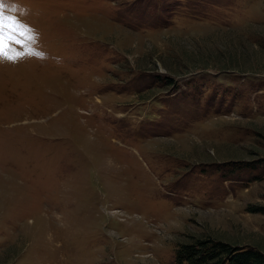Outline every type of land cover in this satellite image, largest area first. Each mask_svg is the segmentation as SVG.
Wrapping results in <instances>:
<instances>
[{"label":"rangeland","instance_id":"obj_1","mask_svg":"<svg viewBox=\"0 0 264 264\" xmlns=\"http://www.w3.org/2000/svg\"><path fill=\"white\" fill-rule=\"evenodd\" d=\"M3 2L46 58L0 63V264L264 251V0Z\"/></svg>","mask_w":264,"mask_h":264},{"label":"trees","instance_id":"obj_2","mask_svg":"<svg viewBox=\"0 0 264 264\" xmlns=\"http://www.w3.org/2000/svg\"><path fill=\"white\" fill-rule=\"evenodd\" d=\"M178 264H264V251L215 239L195 238L176 251Z\"/></svg>","mask_w":264,"mask_h":264},{"label":"clouds","instance_id":"obj_3","mask_svg":"<svg viewBox=\"0 0 264 264\" xmlns=\"http://www.w3.org/2000/svg\"><path fill=\"white\" fill-rule=\"evenodd\" d=\"M18 10L21 13H26L25 9H18V6L14 4L6 5L3 0H0V17L3 18L2 20H0V23H3L10 32H17L18 27L26 28L30 30V33L34 37V39L27 40L25 43H16L14 41L16 45L21 46V48L19 49L11 46V44L8 42L0 40V63H3L5 61L15 63L26 57H36L38 59L46 58V53L39 50L38 47L39 33L32 26L18 19ZM20 38L24 39V37L22 36Z\"/></svg>","mask_w":264,"mask_h":264},{"label":"snow or ice","instance_id":"obj_4","mask_svg":"<svg viewBox=\"0 0 264 264\" xmlns=\"http://www.w3.org/2000/svg\"><path fill=\"white\" fill-rule=\"evenodd\" d=\"M2 19L3 18L0 17V20ZM21 36L24 37V39H21ZM32 39H34V37L31 35L30 30L18 27L17 32H10L9 29H7L3 23H0V40H3L8 43L12 41H15L16 43H25L27 40Z\"/></svg>","mask_w":264,"mask_h":264}]
</instances>
